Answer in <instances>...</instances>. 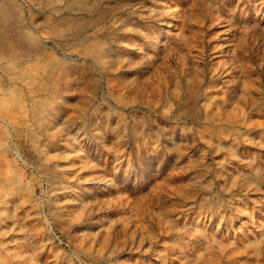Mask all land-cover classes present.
Listing matches in <instances>:
<instances>
[{
  "label": "rangeland",
  "instance_id": "374dc122",
  "mask_svg": "<svg viewBox=\"0 0 264 264\" xmlns=\"http://www.w3.org/2000/svg\"><path fill=\"white\" fill-rule=\"evenodd\" d=\"M0 264H264V0H0Z\"/></svg>",
  "mask_w": 264,
  "mask_h": 264
}]
</instances>
